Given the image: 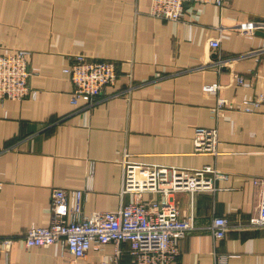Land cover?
<instances>
[{
  "label": "crops",
  "instance_id": "0c3cea01",
  "mask_svg": "<svg viewBox=\"0 0 264 264\" xmlns=\"http://www.w3.org/2000/svg\"><path fill=\"white\" fill-rule=\"evenodd\" d=\"M150 2L0 0V53H29L35 91L0 101V236L47 226L55 188L84 191L85 215L116 211L127 152L138 163L224 176L213 192L171 196L198 228L176 242V264H213L214 252L229 255L227 264H264V228L235 226L256 213L254 182L264 180V101L252 104L264 98V0L187 4L179 21L151 17ZM78 54L116 63L115 84L89 106L71 104L63 71ZM219 98L232 108L215 115ZM198 129L216 131L214 154L194 153ZM215 217L230 224L219 241L206 229ZM120 249L116 264H133L128 246ZM114 250L91 248L80 264H114ZM0 264L67 263L58 244L17 240Z\"/></svg>",
  "mask_w": 264,
  "mask_h": 264
},
{
  "label": "built area",
  "instance_id": "2783aa9c",
  "mask_svg": "<svg viewBox=\"0 0 264 264\" xmlns=\"http://www.w3.org/2000/svg\"><path fill=\"white\" fill-rule=\"evenodd\" d=\"M225 0H151V17L179 21L187 4H215L223 6ZM263 31L262 29H260ZM258 30V31H260ZM256 32V30H253ZM212 48L219 46L218 40L210 41ZM23 49L0 53V101H21L35 97L29 86L31 75L27 56ZM72 84L71 104L83 101L91 105L104 91L115 84L116 63L87 55H74L72 62L63 70ZM238 84L239 76L234 77ZM216 91L218 86L209 87ZM263 97L252 101L257 105ZM232 107L225 99H217L213 109L215 115ZM248 111L249 109H245ZM217 144L214 129H198L193 139L195 154H214ZM125 152L122 158L120 205L116 211H101L85 215L82 212L84 191H66L55 188L50 195V218L45 227L30 226L22 235L0 236V252L18 241L26 248L49 247L58 244L64 262L80 264L91 248L102 245L115 246L112 263L116 264L121 254L120 246H128L133 264H176L179 250L176 242L187 234L198 230L193 218H180L171 196L177 192L193 194L215 191L217 180L223 175L210 167L182 169L170 166L147 165L131 161ZM259 186L256 213L245 223L236 227L247 229L264 228V180L255 181ZM1 189V184H0ZM127 195L132 200L126 201ZM230 228L229 221L221 217L212 219L207 231L215 241L222 240ZM229 255L213 253V264H227Z\"/></svg>",
  "mask_w": 264,
  "mask_h": 264
},
{
  "label": "water",
  "instance_id": "95a60500",
  "mask_svg": "<svg viewBox=\"0 0 264 264\" xmlns=\"http://www.w3.org/2000/svg\"><path fill=\"white\" fill-rule=\"evenodd\" d=\"M257 33H261V34H263L264 32H263V31H257Z\"/></svg>",
  "mask_w": 264,
  "mask_h": 264
}]
</instances>
